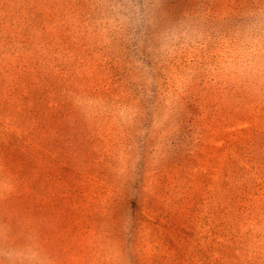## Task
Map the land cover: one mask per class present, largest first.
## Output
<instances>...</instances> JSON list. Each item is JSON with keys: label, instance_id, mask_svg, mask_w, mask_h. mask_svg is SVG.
<instances>
[{"label": "rangeland", "instance_id": "374dc122", "mask_svg": "<svg viewBox=\"0 0 264 264\" xmlns=\"http://www.w3.org/2000/svg\"><path fill=\"white\" fill-rule=\"evenodd\" d=\"M0 264H264V0H0Z\"/></svg>", "mask_w": 264, "mask_h": 264}]
</instances>
